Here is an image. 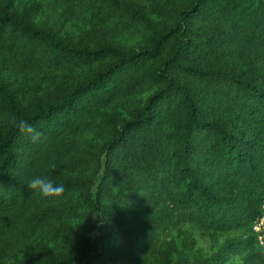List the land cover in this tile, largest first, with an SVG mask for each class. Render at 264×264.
I'll list each match as a JSON object with an SVG mask.
<instances>
[{"label":"trees","instance_id":"obj_1","mask_svg":"<svg viewBox=\"0 0 264 264\" xmlns=\"http://www.w3.org/2000/svg\"><path fill=\"white\" fill-rule=\"evenodd\" d=\"M44 11L54 24L0 0V54L55 77L34 90L36 75L0 81V264H188L168 235L182 224L239 229L219 259L264 264L251 232L264 202V0H40ZM68 21L91 28L73 40ZM107 23L137 45L91 36ZM37 175L63 196L30 190Z\"/></svg>","mask_w":264,"mask_h":264},{"label":"rangeland","instance_id":"obj_2","mask_svg":"<svg viewBox=\"0 0 264 264\" xmlns=\"http://www.w3.org/2000/svg\"><path fill=\"white\" fill-rule=\"evenodd\" d=\"M11 2L13 10L16 12L28 10L33 20L37 23H55V20H53L54 18L48 15V11L41 12L40 14L33 12L36 10L40 0H11ZM89 28H91V24L83 25L81 21H77L76 23H70V21H68L64 25V28H62L61 34L73 40L83 39V33ZM91 36L94 38L113 40L123 45H137L136 36L133 35L132 31L120 28L119 26L113 27L109 23L100 26L95 25V30L92 31ZM3 53L4 52L0 54V81H6L15 87L21 85L23 81L26 83L30 78L36 75L37 81L31 86V89L34 90L37 86L41 85L42 88H47L49 85H45L46 82L52 81L55 78L48 69H38L36 71L19 69L18 62ZM44 77H46V79L42 81ZM180 228L185 229L186 233L172 229L171 234H168L172 242V258L175 261L181 260L188 264H193L198 260L202 261L204 259H210L212 264H230L239 263L241 261L242 253L240 250L230 252L225 262H222V258L219 259L218 257L219 254L224 251L226 241L241 235L239 229H230L227 231H199L187 224L180 225Z\"/></svg>","mask_w":264,"mask_h":264},{"label":"clouds","instance_id":"obj_3","mask_svg":"<svg viewBox=\"0 0 264 264\" xmlns=\"http://www.w3.org/2000/svg\"><path fill=\"white\" fill-rule=\"evenodd\" d=\"M16 126L22 133L28 134L32 142H36L41 136V133L26 120L18 121ZM27 187L43 198H58L64 194V186L62 184H56L53 180L39 175L33 176L29 180Z\"/></svg>","mask_w":264,"mask_h":264},{"label":"built area","instance_id":"obj_4","mask_svg":"<svg viewBox=\"0 0 264 264\" xmlns=\"http://www.w3.org/2000/svg\"><path fill=\"white\" fill-rule=\"evenodd\" d=\"M251 232L258 245H264V202L261 205L260 212L251 222Z\"/></svg>","mask_w":264,"mask_h":264}]
</instances>
